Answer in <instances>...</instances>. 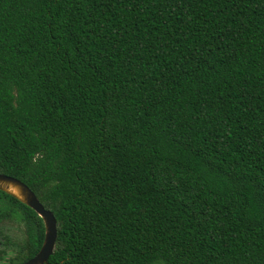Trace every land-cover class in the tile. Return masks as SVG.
Instances as JSON below:
<instances>
[{
  "label": "trees",
  "instance_id": "16d2710c",
  "mask_svg": "<svg viewBox=\"0 0 264 264\" xmlns=\"http://www.w3.org/2000/svg\"><path fill=\"white\" fill-rule=\"evenodd\" d=\"M0 174L47 264H264V0H0Z\"/></svg>",
  "mask_w": 264,
  "mask_h": 264
},
{
  "label": "water",
  "instance_id": "95a60500",
  "mask_svg": "<svg viewBox=\"0 0 264 264\" xmlns=\"http://www.w3.org/2000/svg\"><path fill=\"white\" fill-rule=\"evenodd\" d=\"M0 191L16 199L33 210L42 220L44 237L39 251L23 264H47L52 256L57 239V226L54 215L46 210L35 194L21 181L0 174Z\"/></svg>",
  "mask_w": 264,
  "mask_h": 264
},
{
  "label": "flooded vegetation",
  "instance_id": "af4514ba",
  "mask_svg": "<svg viewBox=\"0 0 264 264\" xmlns=\"http://www.w3.org/2000/svg\"><path fill=\"white\" fill-rule=\"evenodd\" d=\"M8 223L0 222V264H12L19 259L18 252L24 245V239L19 233H14L20 240H12ZM30 246V244H29ZM14 264V263H13ZM23 264V263H22Z\"/></svg>",
  "mask_w": 264,
  "mask_h": 264
},
{
  "label": "rangeland",
  "instance_id": "374dc122",
  "mask_svg": "<svg viewBox=\"0 0 264 264\" xmlns=\"http://www.w3.org/2000/svg\"><path fill=\"white\" fill-rule=\"evenodd\" d=\"M16 228H17V226H16V227L14 226V229H13L14 231H13V230H11V231L14 232V233H17V231H16L17 229H16ZM12 236H14L15 238L17 237V236L14 235V234H12ZM12 236H11V237H12ZM17 238H18V237H17ZM18 239H19V238H18Z\"/></svg>",
  "mask_w": 264,
  "mask_h": 264
}]
</instances>
